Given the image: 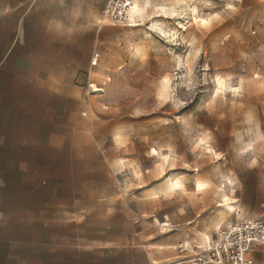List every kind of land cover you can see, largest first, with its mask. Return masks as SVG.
<instances>
[{"label": "rangeland", "instance_id": "374dc122", "mask_svg": "<svg viewBox=\"0 0 264 264\" xmlns=\"http://www.w3.org/2000/svg\"><path fill=\"white\" fill-rule=\"evenodd\" d=\"M100 14L70 70H0V264H146L165 215L236 222L237 176L264 178V0H157L132 27Z\"/></svg>", "mask_w": 264, "mask_h": 264}, {"label": "crops", "instance_id": "0c3cea01", "mask_svg": "<svg viewBox=\"0 0 264 264\" xmlns=\"http://www.w3.org/2000/svg\"><path fill=\"white\" fill-rule=\"evenodd\" d=\"M106 2L107 0H0V70L7 58H35L34 61H38L37 58H50L51 62L54 61L52 58H64L67 64L65 68L70 70L72 59L77 58V31L90 29L91 16L101 12ZM135 2L136 13L143 9L147 14L151 4L157 5V0ZM78 15L84 16L79 22ZM3 109L0 99V111ZM0 144H4V141ZM237 179V184L230 193V197L234 199L236 215L242 216V219L264 221V178L257 183H247L238 176ZM200 208L201 205L197 204L192 209L191 216L188 212H182L180 219L174 220L173 214H167L164 220H159V224H166L167 220L169 223L164 227L169 228L159 230L155 225L154 233L148 237L151 243L139 245L149 248L143 250L150 258L146 264H157L158 255L162 264H189L194 253L205 248L211 241L215 233L213 229L217 225L226 227L235 222L233 214L225 213L219 218L209 217L205 215V209ZM227 208L231 209V206ZM183 244H186L187 249L180 251ZM171 256L174 258L170 261ZM251 257L255 264H264L263 253L256 250L251 253Z\"/></svg>", "mask_w": 264, "mask_h": 264}, {"label": "built area", "instance_id": "2783aa9c", "mask_svg": "<svg viewBox=\"0 0 264 264\" xmlns=\"http://www.w3.org/2000/svg\"><path fill=\"white\" fill-rule=\"evenodd\" d=\"M132 0H107L98 23L112 22L132 27L136 16L130 17ZM187 249L186 244L179 250ZM264 254V221L240 219L226 227H218L207 246L195 253L189 264H255L251 253Z\"/></svg>", "mask_w": 264, "mask_h": 264}, {"label": "bare ground", "instance_id": "6f19581e", "mask_svg": "<svg viewBox=\"0 0 264 264\" xmlns=\"http://www.w3.org/2000/svg\"><path fill=\"white\" fill-rule=\"evenodd\" d=\"M134 0H132V9L130 10L131 11V14H130V17H132V16H136L137 17V13L134 11ZM194 12V11H193ZM138 18V17H137ZM209 22V20L208 19H205V18H203V19H201V23L203 24V25H206L207 23ZM159 31H161L160 29H159ZM96 92V91H95ZM173 186L174 187H177V186H179V183L178 182H175L174 184H173ZM204 184L203 183H201V182H197L196 183V186H195V190L196 191H201V190H203V188H204ZM223 200H226V199H223ZM163 226H167V224L166 225H163Z\"/></svg>", "mask_w": 264, "mask_h": 264}]
</instances>
